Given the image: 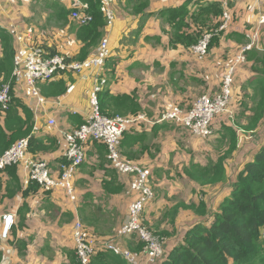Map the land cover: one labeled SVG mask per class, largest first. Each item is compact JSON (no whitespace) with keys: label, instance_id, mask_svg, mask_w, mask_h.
Here are the masks:
<instances>
[{"label":"crops","instance_id":"1","mask_svg":"<svg viewBox=\"0 0 264 264\" xmlns=\"http://www.w3.org/2000/svg\"><path fill=\"white\" fill-rule=\"evenodd\" d=\"M27 1L31 3V0ZM135 1L131 0L128 7L125 6L126 0H114L109 5L113 19L107 22L104 36L107 38L110 54L103 67L95 66L81 73L61 74L55 79L61 78L64 81L65 92L56 96L47 95L40 90L44 98L42 104H38L30 95L24 82H16L13 87V95L32 110L33 128L37 127L36 131L32 130L33 134H53L59 141L60 145L48 152L27 154V158L38 157L47 161L54 175L58 172L59 163L64 161L63 134L85 121L90 109L89 94L100 76L106 79L101 91L108 90L114 95L130 94L140 105L136 114L115 115L142 114L148 119H157L169 104H179L182 109L187 110L197 98L196 94L208 90L217 91L221 74L253 33L258 32V43L264 45V0L230 1L232 22L226 31L219 34L217 45L209 52L213 56V64L208 58H198L189 47L177 45L171 48L169 45L170 24L157 12L165 7L178 6L185 0H148V7L142 13L134 14L131 6ZM62 2L68 7L65 1ZM24 8L26 11L19 14L20 6L14 0H0V24L6 22V27L14 34L29 33L31 42L56 44L59 53L73 55L78 51L80 43L67 26H63L66 30L64 35L58 37L56 32L62 26L52 24L48 17L45 20L50 10L48 13L43 11L42 21L30 22L25 17L30 15V19L34 13L29 6L24 5ZM255 76L249 59L236 70L232 101L234 110H243L240 113L241 127L246 124V116L251 111L253 89L249 82ZM69 85H73V88L67 91ZM50 117L55 118L54 126L47 125ZM220 118L213 121L214 139L219 138L223 124H233L226 118V121L219 123ZM135 124L138 125L125 133L139 138L134 139L127 152L130 158L148 170L155 194L144 207L142 217L153 228L158 226L157 231L160 232L170 230L164 217H168L169 210L172 212L178 202L188 204L203 200L210 210H216L217 204L229 194L237 171L264 145L263 117L254 130L244 131L238 128L237 148L232 157L226 160V182L216 186H195L182 175V166L190 160L204 164L209 159H216V154H211L209 143L205 141L207 138L200 139L176 124L167 122ZM182 146L191 151L185 152ZM198 147H206V150L200 152ZM98 148L103 149L105 145L99 142L85 144V161L79 166L73 179L75 200L60 186L49 191L38 186L36 191H30L24 196L23 190L28 187L29 182L25 162L15 165L19 189L9 186L7 191L6 184L11 181L10 176L6 171L0 173V214L13 215V224L6 238H2L0 230V264L78 263L73 239L76 220L81 221L98 245L113 241L138 253L141 264H147L142 249L138 250L140 240L133 234L119 237L116 232L126 218L132 198L130 176L117 172L107 160L100 167ZM175 169L178 178L187 180L185 183L179 186H154L156 174L162 172L165 175L168 171L170 175ZM105 170L113 172L117 181L123 185L105 187H121L120 190L107 192L102 186L103 180L110 178ZM23 202H26V209L21 211ZM203 219L189 208L180 209L175 221L176 232L165 236L164 250L167 252L173 245L181 242L185 228Z\"/></svg>","mask_w":264,"mask_h":264},{"label":"trees","instance_id":"2","mask_svg":"<svg viewBox=\"0 0 264 264\" xmlns=\"http://www.w3.org/2000/svg\"><path fill=\"white\" fill-rule=\"evenodd\" d=\"M62 1L31 0V4L32 6L42 5L43 10L47 13L50 10L49 16H46L45 20L48 17L52 24L67 26L74 33L80 46L76 53L70 55L69 59L85 60L98 48L105 35L107 21L104 6L101 0H80L86 7L85 12L91 16L90 22L82 24L70 16L72 9L66 7ZM148 4V0H136L132 2L131 12L142 13ZM129 5H131V0H126L125 6ZM221 13L220 0H185L178 6L165 7L157 12L165 22L170 24L169 45L171 48H175L177 45L190 48L205 33H212L208 52L218 43V36L221 32H214L219 26ZM6 26V22L0 24V86L5 82L10 83L11 101L7 109H0V155L12 143L23 137H29L28 151L30 153L48 152L60 145L58 139L53 134L43 136L33 134L32 110L20 98L13 95L15 80L12 72L17 47L14 39L15 34ZM38 44L46 54L59 53L56 44L46 45L43 42H38ZM246 59L252 61V69L256 73V76L249 82L253 89V96H251L252 106L250 114L246 116V124L242 127L236 123L221 126L219 138H213L216 141L215 146L219 150L215 160L209 159L204 164L190 160L188 164L182 166V175L193 182L195 186H216L226 182V160L232 157L237 148L238 128H242L244 131L254 130L264 117V50L252 48L246 52ZM65 89L64 81L61 78L40 84V90L47 95H61ZM101 90L98 93V103L103 114L108 116L136 114L140 110L138 101L132 95L126 93L114 95L108 90ZM242 111L240 109V113ZM136 125L138 124L134 123L128 130ZM176 125L183 129L181 125ZM125 132L121 139V152L126 159L138 163L130 158L127 150L134 139L139 136L135 137ZM97 151L99 154V160H97L101 167L107 160V158L105 159L106 148H98ZM107 162L109 163L108 160ZM142 167L144 166L142 165ZM5 171L11 179L6 184L7 191H9V186H16L19 189L20 182L15 165L6 167L0 173ZM146 171L148 172V170ZM105 172L110 178L103 180L102 186H123L117 181L113 172L108 170ZM27 186L23 190L24 196L30 191L34 192L38 189V184L35 182L29 181ZM105 189L107 192H111V190H120L121 187L116 189L105 187ZM183 207L193 210L204 219L186 227L181 242L173 245L167 252L164 250L162 256L156 259L155 264H264V145L259 147L254 152L252 159L245 162L237 171L232 180L229 194L217 204L216 210H210L203 200L188 204L178 202L172 208V212L169 210L168 217H164L170 227L169 231H157L158 226L146 227L152 228L159 237L171 236L176 232V216ZM25 209L26 202H23L20 210L24 211ZM141 220L143 223L142 215ZM142 246L140 241L138 250H141ZM76 264H80L79 261ZM89 264L128 263L112 252L98 249L92 255Z\"/></svg>","mask_w":264,"mask_h":264},{"label":"built area","instance_id":"3","mask_svg":"<svg viewBox=\"0 0 264 264\" xmlns=\"http://www.w3.org/2000/svg\"><path fill=\"white\" fill-rule=\"evenodd\" d=\"M67 3L70 16L79 23L91 21V16L85 12V6L80 0H63ZM114 0H101L104 6L106 21L113 19L109 5ZM231 0H220L222 13L218 28L214 33L226 31L232 22V13L229 8ZM212 33H205L190 50L198 57L203 58L208 53V45ZM29 33H16L14 35L16 51L14 54V69L12 76L16 82H24L30 95L38 104L44 102L41 96L40 84L51 81L65 73H81L93 67H103L110 54L107 38L104 36L94 54L85 60H71L65 53L46 54L38 44L31 42ZM258 32L253 33L249 41L243 45L236 54L233 62L221 74L217 91L208 90L200 94L187 110L179 104H169L161 112L159 118L148 119L144 115L137 116H108L100 111L98 93L106 83L104 76L96 79L89 94L90 109L85 121L71 131L63 134L64 161L59 163L56 175L52 172L47 161L28 157V138L23 137L12 143L0 155V171L8 166L25 162L30 182H35L44 191L57 186L63 187L72 200L74 194V175L79 166L85 161V144L87 142L103 143L106 148V158L109 164L120 174L130 176L129 186L132 193L128 204L126 218L116 231L117 236L135 235L143 244L141 252L145 255L147 264H155L156 259L163 253V238L146 227L141 220L144 207L154 198V190L148 172L140 164L128 160L121 152V139L123 133L136 122H167L181 125L191 135L198 138H209L213 134V121L217 116L229 112L233 99V86L236 70L246 60V52L252 48L264 50V45L258 43ZM73 85H69L70 91ZM11 101V85L5 82L0 86V109L5 110ZM36 115V114H35ZM54 117L47 119L48 126H54ZM34 131L37 127L34 126ZM13 224L12 214H0V230L2 238H6ZM157 235V236H156ZM75 254L80 264H89L93 254L98 249H104L122 257L128 264H141L139 254L121 246L113 241H105L102 246L86 231L81 221L76 220L73 227Z\"/></svg>","mask_w":264,"mask_h":264},{"label":"rangeland","instance_id":"4","mask_svg":"<svg viewBox=\"0 0 264 264\" xmlns=\"http://www.w3.org/2000/svg\"><path fill=\"white\" fill-rule=\"evenodd\" d=\"M15 3H17L19 6H20V13L21 14L23 11H26L25 8H24V5L25 6H29L30 7V10L34 13V16H32L30 19H29V16L28 17H25V20L28 19V21L31 22V20H34L35 22H39V21H42V13H43V9L44 7H42V5H39V4H36L35 6H32V4L30 3V1H24V0H14ZM25 2V3H24ZM32 8V9H31ZM8 28V27H7ZM9 29V28H8ZM10 30V29H9ZM11 31V30H10ZM65 28L62 27V29H60L58 32H56L57 36L58 37H61L64 35V32H65ZM14 34V32H12ZM210 52V51H209ZM207 53V55L203 58L204 59H210L211 61V64H213V61H212V54L211 53ZM213 57V56H212ZM196 58V57H195ZM197 59V58H196ZM236 79V77H235ZM234 94H235V83H234V86H233V100H234ZM200 94H196V96L198 97ZM192 104V103H191ZM221 116H217L215 119H218L220 118ZM228 117V118H227ZM224 118L226 119H230L231 122L233 124H240V108H238L237 110H234L233 108V101L231 102L230 106H229V112L226 113V115L224 116ZM224 118H220L219 120V123L221 121H226ZM214 119V120H215ZM236 126H239V125H236ZM241 129V128H240ZM201 139V138H200ZM206 143L208 144L209 143V147L211 148V151L212 153L211 154H218L217 152V148H215V145H216V141H215V144H214V139H213V136H210L209 139L207 138V140H205ZM209 148V150H210ZM182 149L185 151V152H190L191 150L188 148V147H184L182 146ZM198 150L201 152V151H205L206 150V147L202 148V147H198ZM219 151V150H218ZM205 156V155H204ZM208 156V155H207ZM182 162V161H180ZM168 172V171H167ZM165 175H163L162 172H160V174H156L154 177H155V181H154V186H179V185H182L183 183H185L187 180L184 179L182 180L181 177L178 178L177 176V169L174 170V172L172 174L169 175V173H167ZM152 176V175H151ZM153 178V176H152ZM155 184H158V185H155ZM153 186V184H152ZM189 189V187H188ZM179 196V195H177ZM184 208V207H183ZM143 223L145 224V226H148V227H152L151 224H148L146 222L143 221ZM150 230L152 231V233L154 232V230L152 228H150ZM157 234V233H156ZM157 236V235H156ZM161 239V237H159ZM163 241L165 240V238L163 237L162 239ZM166 247V246H165ZM163 252H164V248H163ZM163 254V253H162Z\"/></svg>","mask_w":264,"mask_h":264}]
</instances>
